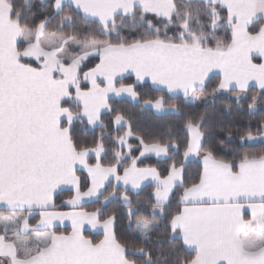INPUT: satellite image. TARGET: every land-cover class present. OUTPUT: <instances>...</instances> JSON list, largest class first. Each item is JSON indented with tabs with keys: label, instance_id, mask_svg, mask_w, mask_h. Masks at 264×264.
Listing matches in <instances>:
<instances>
[{
	"label": "snow or ice",
	"instance_id": "6c2138e0",
	"mask_svg": "<svg viewBox=\"0 0 264 264\" xmlns=\"http://www.w3.org/2000/svg\"><path fill=\"white\" fill-rule=\"evenodd\" d=\"M32 3L0 0V264H264V150L218 155L236 139L264 144V118L234 130L187 115L179 135H157L134 130L111 103L126 96L180 117L169 100L191 108L227 93L240 106L254 87L253 116L264 107V0H39V16ZM124 74L135 81L117 86ZM147 81L162 94L141 102L136 85ZM96 129L86 146L81 132ZM150 156L170 163L140 166ZM90 201L97 207L85 211ZM112 203L126 209L139 246L118 237L116 212L105 215ZM64 221L71 231L57 230ZM85 224L101 238L85 236Z\"/></svg>",
	"mask_w": 264,
	"mask_h": 264
},
{
	"label": "trees",
	"instance_id": "16d2710c",
	"mask_svg": "<svg viewBox=\"0 0 264 264\" xmlns=\"http://www.w3.org/2000/svg\"><path fill=\"white\" fill-rule=\"evenodd\" d=\"M20 2V0H18ZM32 11L36 12L39 16L41 11V6L39 4V0H33L32 3ZM162 28V25H161ZM68 31V29H66ZM124 34H127L125 31ZM169 35H172L173 33L170 31L168 33ZM222 35V33H221ZM86 66L83 67V71H87V68L92 66L91 63L85 62ZM217 82V78H214L213 80L209 81V88L208 92H211V88L215 85ZM120 83H133L131 79L123 80ZM119 85V84H118ZM137 91L141 95V102L144 99H147L149 97H155L158 95H161L162 93L155 91L148 85H136ZM258 90L256 89H250L248 93V97L250 99L253 92H256ZM231 94H217L216 96L209 95L207 100L201 99L196 102V105L191 108H184L181 100L172 101L169 100V103L175 102L178 104H181V110L185 114L184 116L176 117V116H170V115H155L152 111H141L140 105L138 103L132 104L124 100H112L111 103L113 107H115L117 110H122L126 117H131V123L133 125L134 130L136 131H143L144 129H152L157 135H166L167 132L171 129L173 131L174 135H179L180 129H182L183 125V119L187 115H193L196 117H199L201 114H207L209 118L215 122L216 120H220L224 122V126L227 127L229 125L232 126V128L235 130L236 128L242 127L244 125H247L249 121H251V125L253 129L256 128L257 122L264 118V107L258 106L253 116L249 117L247 112V104L249 102V99H242L240 106L236 105L235 99L230 98ZM230 105V110L225 111L224 105ZM114 115V113H108L104 116L105 123H108L111 116ZM78 127H82L79 126ZM208 127V125H206ZM100 132V129H96L95 132L88 131L87 133L81 132L80 139L86 142V146H93V137L97 135ZM221 137H223V133H219ZM134 139V138H133ZM133 145V149L136 148L138 142L134 140L129 142ZM106 146H110L109 140L106 138L105 140ZM219 147V145H218ZM235 152H243L245 150H252V151H261L264 150V144H261L259 142L256 143H250L241 145L238 141V139L228 143L225 147L219 149L218 155L224 159H232ZM134 155H139L138 151L133 152ZM111 156V152L109 153L108 157H105L104 162L107 163L109 161V158ZM91 163H94L92 160H90ZM168 163L170 161H157L154 159H146L142 160V163L140 166L145 165H154L158 167L160 170H164L167 168ZM199 169V162L198 161H191L187 163V170L190 174H195ZM78 175L81 176L82 180L86 177L82 173H78ZM151 192V188H145L144 191L140 193V195L137 197L134 193L131 194L133 203L135 204L137 200L144 201L146 200L148 194ZM179 191H177L176 195L172 196V204L171 209L175 210V208L178 207L177 200H178ZM70 196V193L68 192H62L56 198L54 199L55 203L59 206L61 203L68 199ZM97 207V204L95 202L87 204L84 206L85 211H94ZM63 209V208H60ZM115 211L117 214V220L115 229L117 232L118 237L122 241H126L130 246H139V239L136 232L133 231L132 228L128 226V217L124 214L126 212V209H124L122 206H120L118 203H112L109 204L108 207L105 209V215ZM135 217H133V220ZM161 227H163L161 225ZM58 231H64L66 230H58ZM156 234H153L155 237ZM85 236L92 238L93 240H98L101 238L100 235H92L89 233H85ZM155 250H153V256L155 257ZM182 256L185 258L190 259L192 253L187 252L184 250L181 253ZM130 259L137 260V264H142L143 258L138 256H130Z\"/></svg>",
	"mask_w": 264,
	"mask_h": 264
},
{
	"label": "crops",
	"instance_id": "0c3cea01",
	"mask_svg": "<svg viewBox=\"0 0 264 264\" xmlns=\"http://www.w3.org/2000/svg\"><path fill=\"white\" fill-rule=\"evenodd\" d=\"M210 75H211V73H210ZM216 78L218 79V77H216ZM117 79H118V84H119L120 82H122L123 80H126V79H131L133 82L135 81V77H134V76H130L129 74H124V76H123L122 79L119 78V77H118ZM118 84H117V86H119ZM137 85H140V86H142V85H148V86H150V87L153 89V86L151 85V82H150V81H147L146 83H138ZM250 89H256V88H254V87H250ZM256 90H257V89H256ZM225 94H227V93H225ZM181 98H182V97H181ZM113 100H118V101H120V100H124V101H127V102H129V103L136 104V102L132 101L131 98L126 97V96L123 97V98H120V97L113 98ZM152 112H153L155 115L161 116V114H157V113H155L154 110H153ZM132 140H134V139H133V138H130V139H129V142L132 141ZM146 159H154V160H157V158H156L155 156H150V157L142 158V160H146ZM91 160H92L93 162H95V157H94V155L92 156ZM157 161H163V160H157ZM191 161H198V160H197V158L193 157V158H191L190 162H191ZM198 162H199V161H198ZM78 173H82V174H84L85 176L87 175L86 172H83V171H80V172H78ZM78 173H77V174H78ZM62 192H68V193H70L68 187H67V186H64V187H63V190H60V189L57 190V192H56V194H55V196H54V199L56 198V196H58V195H59L60 193H62ZM93 202H94V201L86 202V203L84 204V206L87 205V204L93 203ZM59 210H61V211H69L70 209H69L68 207H63V209H59ZM0 214H3V213L0 212ZM36 218H38V216H37ZM31 222H32V223H35V219H33ZM64 225H65L66 227H65V226H59L57 230H66L67 232H68V231H71V223H70V221H64ZM83 233H84V235H85V233H89V234H92V235H98L97 232H96V230L91 229L90 226H88L87 224L84 225ZM185 250H186L187 252L191 253L190 250H187V249H185ZM192 254H194V253H192Z\"/></svg>",
	"mask_w": 264,
	"mask_h": 264
},
{
	"label": "rangeland",
	"instance_id": "374dc122",
	"mask_svg": "<svg viewBox=\"0 0 264 264\" xmlns=\"http://www.w3.org/2000/svg\"><path fill=\"white\" fill-rule=\"evenodd\" d=\"M137 235H138V233H137Z\"/></svg>",
	"mask_w": 264,
	"mask_h": 264
}]
</instances>
